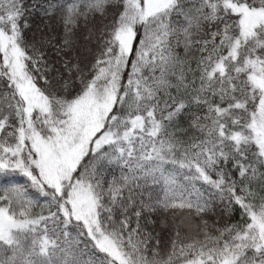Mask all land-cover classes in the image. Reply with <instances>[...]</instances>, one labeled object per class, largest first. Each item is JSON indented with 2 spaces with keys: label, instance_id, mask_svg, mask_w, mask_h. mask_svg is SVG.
Returning <instances> with one entry per match:
<instances>
[{
  "label": "snow or ice",
  "instance_id": "6c2138e0",
  "mask_svg": "<svg viewBox=\"0 0 264 264\" xmlns=\"http://www.w3.org/2000/svg\"><path fill=\"white\" fill-rule=\"evenodd\" d=\"M0 264H264V0H0Z\"/></svg>",
  "mask_w": 264,
  "mask_h": 264
}]
</instances>
